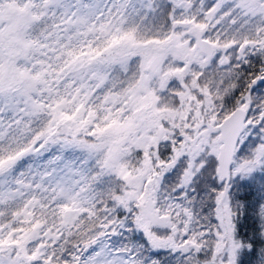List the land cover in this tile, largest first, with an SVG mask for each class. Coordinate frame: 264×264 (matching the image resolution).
<instances>
[{"label":"snow or ice","instance_id":"obj_1","mask_svg":"<svg viewBox=\"0 0 264 264\" xmlns=\"http://www.w3.org/2000/svg\"><path fill=\"white\" fill-rule=\"evenodd\" d=\"M0 264H264V0H0Z\"/></svg>","mask_w":264,"mask_h":264}]
</instances>
